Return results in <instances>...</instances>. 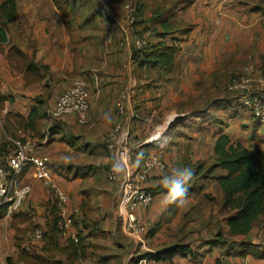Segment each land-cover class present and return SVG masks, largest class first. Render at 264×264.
Instances as JSON below:
<instances>
[{
  "label": "crops",
  "instance_id": "obj_1",
  "mask_svg": "<svg viewBox=\"0 0 264 264\" xmlns=\"http://www.w3.org/2000/svg\"><path fill=\"white\" fill-rule=\"evenodd\" d=\"M115 1V10L121 13L124 3L117 1L124 0ZM139 1L143 6L141 20L150 22L145 24L149 31L142 33L148 43H175L179 47L172 69L140 68L133 60L129 43H123L121 32L111 42L102 35L97 51L84 44L76 53L72 27H68L54 0H17L16 18L4 22L7 41H0V163L13 152L14 139L40 138L37 156L73 195L79 208L76 216L82 245L59 237L52 192L37 169L29 167L22 181L31 186L28 198L11 218L0 216V262L71 264L70 261L80 260L84 264L91 260L92 264H135L142 255L155 254L163 247L153 236L147 239L149 248L144 250L124 232L117 216L121 189L107 177L110 157L104 144L118 119L115 103L124 90L134 86V81L136 90L126 104L125 118L139 157L157 156L177 172L200 163L208 165L215 160L214 144L221 134H226L231 142L264 150V124L240 106L234 94L221 87L242 71L248 59H255L264 68V0ZM72 6L70 2L69 7ZM155 12L162 15L151 23ZM101 20L104 33L102 17ZM165 20L169 34L163 36L161 23ZM188 26L192 28L184 32ZM73 29H77L74 33L83 29L81 21ZM80 42L78 38L77 45ZM12 48L46 68L36 76ZM76 77L89 82V121L79 124L74 116L64 115L47 129L44 116L37 129L29 127L33 111L45 114L47 101L39 96L49 85L52 94L47 97L48 106L53 107ZM157 131L163 132L160 141L138 146ZM226 173L218 167L209 177L200 179L218 186L216 177ZM159 184L155 171L148 185L156 188ZM181 199L177 191L159 192L142 218L158 223ZM100 225L116 246L115 253L109 256L101 254L103 247L97 230ZM33 228L42 229L44 238L26 249V234ZM224 230L230 236L227 221ZM242 242L264 245V216L247 235L230 236L226 245L208 243L197 249L188 245L194 254L176 253L160 261L148 257L147 264H264V258L237 255ZM167 245L171 244L164 246Z\"/></svg>",
  "mask_w": 264,
  "mask_h": 264
},
{
  "label": "built area",
  "instance_id": "obj_2",
  "mask_svg": "<svg viewBox=\"0 0 264 264\" xmlns=\"http://www.w3.org/2000/svg\"><path fill=\"white\" fill-rule=\"evenodd\" d=\"M98 12L105 25L104 39L111 42L117 32L123 34V43L133 42V49L146 47L147 42L135 34V23L138 21V7L135 3H125L122 12L115 11L113 0H96ZM135 38V39H134ZM132 88L124 90L115 103L118 119L105 140V150L110 157L107 177L119 184L121 200L118 208V219L127 234L148 249L149 233L156 227L155 223L142 218L155 202L159 192H174L181 186L182 178L164 160L157 156L139 157L133 149L131 132L125 118L126 104L135 94L136 82ZM224 89L235 95L238 104L249 110L253 117L264 124V68L256 62H249L239 73L232 75ZM90 88L86 78L78 77L59 95L50 109L54 119L72 115L79 124H86L90 117ZM163 132L157 131L138 146L160 141ZM12 156L0 163V206L5 207V216L11 218L21 209L31 192V186L23 183L22 177L29 167H34L42 176L44 184L51 190L54 205L58 213V228L61 237L77 242L79 234L74 229L73 215L69 210L70 195L64 190L53 175L47 170L46 162L37 156L39 141L32 138L13 140ZM160 178L158 187L152 188L148 181L153 172ZM181 188L179 192H181ZM44 232L36 229L27 237L26 249L36 240H42ZM147 257H141L137 264H147ZM0 264H9L0 262ZM173 264V263H171Z\"/></svg>",
  "mask_w": 264,
  "mask_h": 264
},
{
  "label": "trees",
  "instance_id": "obj_3",
  "mask_svg": "<svg viewBox=\"0 0 264 264\" xmlns=\"http://www.w3.org/2000/svg\"><path fill=\"white\" fill-rule=\"evenodd\" d=\"M54 2L60 9L63 18L66 19L68 13L65 6L60 0H54ZM136 4L138 7L139 21L135 23V32L137 35H141L143 32L149 31V28L145 25L146 22L149 21L141 20L143 6L140 2ZM16 7L17 0H2L0 3V14L2 17V20L0 19V41H7L6 31L2 27L4 22L13 21L16 18ZM160 14V12H155L153 18L150 19L151 23L158 20L162 15ZM167 22L168 20H165L161 23L162 29L164 30L163 36L169 34V25ZM138 25H140V28H138ZM191 28L192 26H188L183 31L187 32ZM12 49L15 51L17 50L24 58L26 66L30 68L36 76L40 75L41 70L46 68L29 59L27 60V56L19 49ZM178 51L179 47L175 44H168L166 42L150 44L147 42L145 48L140 50L133 49L132 53L133 60L140 68L166 67L167 69H172ZM43 117L44 115L41 114L40 110L37 112L33 111L29 116L30 123L28 126L37 129L38 121ZM51 139L50 135L49 141ZM214 152L216 157L213 163L210 164L209 167H205L203 163L197 164L192 178H188L186 181L191 182L193 177H200L202 174H204L202 177L207 178L218 167L226 170V174L216 178L218 186L223 192V208L229 213L227 217L229 235H247L252 230L255 222L261 216H264V150L259 147L249 148L240 142H231L226 134H221L215 141ZM0 208L2 209V214L0 216L5 215V207L0 206ZM53 209L55 229L59 232V217L54 204ZM230 236H225L224 233L220 231L216 238L209 244L226 245L230 241ZM240 247V250L236 252L237 255L246 256L251 254L257 258H264V245L262 244L242 242L240 243ZM78 250L79 247L76 248L79 254ZM176 253L194 254V251L186 244L176 243L160 249L155 254H144L142 257H151L154 260L160 261L166 260ZM48 264L62 263L60 261H54L52 263L48 262Z\"/></svg>",
  "mask_w": 264,
  "mask_h": 264
},
{
  "label": "rangeland",
  "instance_id": "obj_4",
  "mask_svg": "<svg viewBox=\"0 0 264 264\" xmlns=\"http://www.w3.org/2000/svg\"><path fill=\"white\" fill-rule=\"evenodd\" d=\"M60 1L65 6L66 11L68 13V17L66 19L64 18V20L66 24L68 22L67 24L68 27L69 26L72 27L71 31L73 32H71V36H72L73 49L75 50V52L78 53L79 49L82 48L84 44L86 45V47L90 46L91 48H93V50L97 51V49L101 45L102 35L104 38L105 32L103 33L102 28H101L102 20H101L100 13L98 12V6L96 2L92 0H60ZM70 2H72L73 4L72 7H69ZM117 2L118 3L123 2L124 4L128 2L136 4V3H139L140 1L139 0H124V1H117ZM76 3L78 4L76 5ZM0 18H1V14H0ZM78 20L81 21V25L83 26V29H81L78 33L76 32L74 33V31H77V29H73V26L78 22ZM139 26L140 25H138V28H140ZM104 28H105V25H104ZM137 36L143 38L145 42H148L146 37H144L142 34L141 35L138 34ZM78 38H81V41H82L79 43V45H77ZM129 45H130V48H132L133 42L130 41ZM89 60H91L90 57H89ZM249 62L257 63L255 59L251 58L246 61L244 66L248 64ZM227 82H228V79L221 85L224 91H226L224 89V86L226 85ZM51 87L53 86L51 85ZM51 92L52 91L49 85L47 91L44 94L39 96L40 98H44L47 101V107L45 108V114H44V116H46L44 122H45V126L47 129L50 127V125L55 123V119L50 114V109L52 107L48 106V100H47V97L49 95L51 96L52 94ZM21 138H24V137H21ZM25 138H32V139H36L37 141H41L39 140L40 138L39 139L34 138V137H25ZM74 149H77V148L74 147ZM12 150H14V148ZM10 156H12V152L11 154L7 155L5 160L8 159ZM212 163L205 165V167H209L210 164ZM53 168L55 167L53 166ZM107 168H108V165H107ZM195 169L196 168H183V170L179 172V176L182 178V182H181V186L179 185V188L176 189V191L179 192V189L180 188L182 189L180 193L182 196V199L181 201H177L175 204L173 203V205H171L168 212L164 213V215L160 218L158 223L157 222L155 223L156 227L149 233L150 235H148V238L153 237V236L157 237L160 240V244H159L160 246L168 247L170 245H167V246H164V245L165 244L173 245L176 243H183L186 245H192L194 248L197 249V248L202 247V245L208 244L211 241H213L217 236V232L221 231L224 233V235L226 234L224 229H225V225L227 221V216L229 215V213L226 209L223 208V195L221 191L219 190L217 184L211 183V181L210 182L201 181L200 177L204 176V174L200 175V177H193L191 182L190 181L187 182L186 180L188 178L190 179L192 178V174L194 173ZM23 177H22V180H23ZM57 182L60 184V186L64 190H66L69 193V191L65 188V186H63V184L59 180H57ZM69 195H70L69 210L71 211L73 215H76L79 212V208L78 206L75 205L73 201L74 200L73 195H71L70 193ZM105 199H108V197H105ZM74 221H75L74 229L76 232H78L79 234L78 236H80L77 242L61 237L59 232L58 234H59V237L62 238L64 241H67V242L71 241L74 244H78L79 246H81L82 245L81 235H80L81 228L79 227L80 222L77 219V216H75ZM103 228L104 226L100 225L97 229L98 236L101 241V246L103 247L101 254L109 256L115 253L114 248L116 246L114 247V244L111 243L112 240L110 236L102 232L104 230ZM36 229H39V228H33L32 230L27 232L26 243H27L28 235ZM83 233H84V230L82 231V237H83ZM93 240H96V238H94ZM83 244H84V240H83ZM147 244H148V241H147ZM108 260H110V258ZM70 262L71 264H80V260H76L75 262H72V261ZM119 262L114 261V264H119ZM137 263L135 262V264ZM84 264H92V262L91 260H89L88 262Z\"/></svg>",
  "mask_w": 264,
  "mask_h": 264
}]
</instances>
